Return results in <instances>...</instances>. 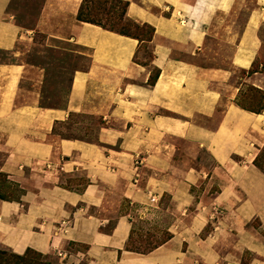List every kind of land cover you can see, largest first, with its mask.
Wrapping results in <instances>:
<instances>
[{"label": "crops", "instance_id": "crops-1", "mask_svg": "<svg viewBox=\"0 0 264 264\" xmlns=\"http://www.w3.org/2000/svg\"><path fill=\"white\" fill-rule=\"evenodd\" d=\"M13 1L0 0V53L17 56L37 34L88 53L89 64L73 71L66 105L49 108L42 69L0 62V173L21 190L0 200V248L50 264H264V171L254 165L264 112L235 103L244 84L264 94V72L246 76L263 46L264 0L241 32L240 0H120L154 30L147 63L136 62L142 42L77 21L82 0H40L24 15ZM230 17V68L194 62ZM72 115L102 122L91 140L53 132ZM159 210L169 238L126 251L135 219Z\"/></svg>", "mask_w": 264, "mask_h": 264}, {"label": "rangeland", "instance_id": "rangeland-1", "mask_svg": "<svg viewBox=\"0 0 264 264\" xmlns=\"http://www.w3.org/2000/svg\"><path fill=\"white\" fill-rule=\"evenodd\" d=\"M39 1L40 0H14L10 10L16 9L17 13L24 15L28 12L29 6H35ZM113 1L114 0H108L106 2L102 0H90V3H96V5L105 3L107 7L111 6L107 20H109V17H113V20H111L113 23H108V25H112V28L119 30L126 25V19L129 18H121L123 5ZM239 3L242 6H246L241 7V9L235 13V18L237 17L238 19V22L236 20L235 27L236 30H240L241 32L244 22L247 20L246 15L248 9H251L252 7L254 8L255 0H240ZM232 19V17L223 18L222 23L220 22V26L217 30L218 32L212 31L208 34L204 48L198 53L196 58L193 59L194 62L205 68H219L220 65H223L226 69L230 68L229 62L234 52L235 37L234 39L230 38L226 28ZM136 24L138 25L137 28H134L131 25L125 27V30L138 36L140 39H146L148 33L150 34L149 29L142 27L143 24ZM239 35L240 33L235 34L236 39ZM259 35L263 40V46L256 56L258 60L254 62L250 69V71H254V73L264 72V24L260 27ZM142 43L143 45L140 49V55L136 57V62L147 63L151 57L150 49L147 48L146 41H143ZM62 46L64 47L65 45L55 41H47L45 37L34 34L32 36V42L19 44L16 47V52H18V54L15 55L17 56L0 53V62H19L42 69L44 78L41 85L40 104L49 108H62L67 102L73 71L75 69L86 70L89 64L88 53H81L79 55L77 53L64 52L63 49L58 48H63ZM69 49L72 50L73 47H69ZM260 64H262L263 67H261ZM155 73L156 71L152 70L151 76ZM248 73H246V76L249 77L254 74ZM235 74L236 77H241V73L236 71ZM237 99L238 103H241L242 101V105L245 106H249L250 104L252 107H255L262 103V95L260 92L255 90V88L249 84H244V86L239 88ZM97 124H102V122L89 116L72 115L69 117L66 125H56L53 132L60 134L64 138L89 141L92 137L91 127ZM61 127L65 129L61 130ZM259 153L260 156L257 164L264 170V147ZM20 195L21 190L19 187L10 182L6 176L0 175V198L11 202L18 200ZM166 202L167 198L164 197L161 201L162 210ZM162 210L141 216L140 219H135L128 248L139 251V253H145L150 249L160 246L167 240L169 234L166 231V227L170 219L168 214L164 213ZM0 252L4 253L3 255H0V264H43L45 261L49 262L47 257H39L37 253H29L22 257V259H16L12 256L11 252L6 249L0 248ZM250 259V255H245L242 261L245 263Z\"/></svg>", "mask_w": 264, "mask_h": 264}, {"label": "trees", "instance_id": "trees-1", "mask_svg": "<svg viewBox=\"0 0 264 264\" xmlns=\"http://www.w3.org/2000/svg\"><path fill=\"white\" fill-rule=\"evenodd\" d=\"M102 1L106 2L108 0H102ZM113 2L123 5V12H122L121 18H127V16H126V9H127L128 3L127 2L120 1V0H114ZM110 9H111V6L110 7H107L105 5V3L104 4L101 3L99 5L98 4L96 5V3H90V0H82L81 5H80V7L78 9V12H77V15H76V20L79 21V22L89 23V24H93V25L99 26V27L103 28L104 30H107V31H110V32H114V33H117V34L122 35V36L131 37L133 39H136L139 42H143V41H146L147 42V41H150L151 40V37L153 35L154 30H153V28L151 26H149L147 24H143V26H142V27H144L146 29H149V31H150V34L148 33V37L146 39H140L138 36L133 35V34H131L128 31L125 30L126 29L125 27H127V26H131L132 25L134 28H137V26H138L134 21H132L130 19H126V21H127L126 25L124 27H122L121 29H119V30H115L114 28H112V25H108V23L111 24V22H112L111 20H113L112 19L113 17H109V20H107L108 19V15L110 13L109 12ZM16 21L17 22H20L21 20L17 19ZM63 51L64 52H70V51H67V50H63ZM253 64H252V66H253ZM252 66H251V68H252ZM250 69L247 71V73L250 71ZM249 73L252 74V73H254V71L253 72L250 71ZM157 77H158V72L156 71V73L154 75L150 76V78L148 80V85L149 86L154 85ZM255 90H257V89H255ZM257 91H259V90H257ZM260 94L262 95V103H261V105L259 104V105H256L255 107H252L249 104V106H245V105H242L243 104L242 101H241V103H238V99H236V104L241 109H243L245 111H248V112H253V113H257V114L258 113H261V112H264V94L262 92H260ZM259 156H260V153L256 157V159L254 161V165L256 167H258L259 169H261L262 171H264L257 164ZM0 175L1 176H5L4 174H1V173H0ZM0 200L5 201L2 198H0ZM129 241H130V238H129L126 246H125V250L126 251L135 252V253H139V251H135V250H133L131 248H128ZM157 247H155L153 249H150V250H148L145 253H139V254H147V253H150L152 250L156 249ZM29 253H37V252H35V251L31 250V249H27L24 252L23 255H15L13 253H11V254L16 259H22V257L28 255ZM3 254L4 253L0 252V255H3ZM37 254L39 255V257H45V256H43V255H41L39 253H37ZM43 264H50V263L45 261V262H43Z\"/></svg>", "mask_w": 264, "mask_h": 264}, {"label": "built area", "instance_id": "built-area-1", "mask_svg": "<svg viewBox=\"0 0 264 264\" xmlns=\"http://www.w3.org/2000/svg\"><path fill=\"white\" fill-rule=\"evenodd\" d=\"M57 256H58V257H65L66 254H65V253H61V252L58 251V252H57Z\"/></svg>", "mask_w": 264, "mask_h": 264}]
</instances>
